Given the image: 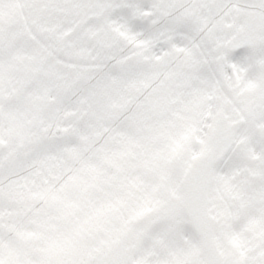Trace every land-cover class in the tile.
<instances>
[{
  "label": "snow or ice",
  "instance_id": "6c2138e0",
  "mask_svg": "<svg viewBox=\"0 0 264 264\" xmlns=\"http://www.w3.org/2000/svg\"><path fill=\"white\" fill-rule=\"evenodd\" d=\"M0 264H264V0H0Z\"/></svg>",
  "mask_w": 264,
  "mask_h": 264
}]
</instances>
